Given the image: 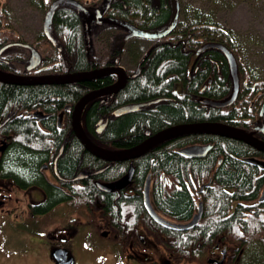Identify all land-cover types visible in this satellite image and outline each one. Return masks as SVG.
<instances>
[{
  "label": "trees",
  "instance_id": "16d2710c",
  "mask_svg": "<svg viewBox=\"0 0 264 264\" xmlns=\"http://www.w3.org/2000/svg\"><path fill=\"white\" fill-rule=\"evenodd\" d=\"M51 1L42 0L40 7L46 10ZM78 1L89 10H94L101 6L102 0ZM6 5V0H0V13H8ZM161 5L162 0H110L103 16L124 19L138 27L142 25L148 30H155L162 28L169 21L170 14ZM203 22L201 27L172 31L152 43L149 51L143 56L140 74L126 83L119 98L120 101H158L150 103L148 110L129 112L109 121L101 131L102 141L99 142L102 145L115 148L121 144L139 142L143 128L155 132L170 124L181 122L218 121L247 130L260 120L258 109L264 100V79H257L249 73L250 70L243 64L238 45L229 29L217 22H209L208 19ZM100 26L107 36L111 34L114 42L116 38L121 37V30L116 29L114 25L102 23ZM50 32L54 41L43 34L34 45L42 56L41 72L89 70L97 66L103 58L106 59L111 52L107 39H101L99 34L92 33L90 36L88 24L79 10L71 4L58 5L52 17ZM206 42L221 43L235 56L240 85L235 100L228 108L209 104L201 106L202 98L226 100L233 91V80L224 52L213 46L195 53V49ZM97 43H100L101 48H105L101 49ZM190 56L195 57L193 65H189ZM94 82L86 84L93 86L96 83ZM79 84L82 82L49 85L0 83V114L13 103L27 106L34 103L43 106H51L53 103L58 105L74 95L78 96L81 91V87L77 86ZM251 84H254V88L248 86ZM100 111L92 107L86 116L92 132ZM106 118L113 119L110 111ZM11 125L18 134L26 137L11 146L13 150L8 161L6 160V166L13 170L18 168L29 176H36L37 163L47 153V137L29 128L25 121L15 120ZM201 139L210 141L212 148L207 157L194 160L193 171L202 172L204 167L215 164L218 156H221L222 160L214 173L219 190H212L205 196V208L198 224L181 233L164 228L148 216L142 200H137L138 198L102 200L106 214L104 222L109 229L119 233L120 241L130 237L135 243L137 231L146 230L157 242L162 243L167 251L172 252L175 259L189 257L191 248H197L195 253L206 248L216 241L215 234L224 233L223 238L235 245L228 256L229 264H237L242 253L249 248L262 250L258 255L254 251L253 258L255 264H264V200L258 199L264 188V168L241 160L240 157L264 158L263 151L239 139L223 135L201 133L178 136L156 144L147 151L149 153L143 154L144 156L136 161V175L141 177L147 168L155 173L158 167H163L178 179L187 177V166L190 163L172 152V149ZM58 142L59 140L55 144L56 148ZM81 148L83 147L75 144L65 147L64 155L60 159V170L63 173L71 174L75 170L82 153ZM84 152L85 158L94 157L85 149ZM148 154H152L151 158ZM202 160L205 162L199 166L198 162ZM84 187V196L97 194L96 187L90 184ZM164 188L155 189L157 203L173 215L187 214L192 203L185 186L182 184L181 189L174 187L169 191ZM99 193L106 198L115 197V194L105 191ZM237 198L242 200H235ZM210 199L213 200L211 205ZM227 212L229 216H226ZM124 231L130 232V235L125 237Z\"/></svg>",
  "mask_w": 264,
  "mask_h": 264
},
{
  "label": "flooded vegetation",
  "instance_id": "af4514ba",
  "mask_svg": "<svg viewBox=\"0 0 264 264\" xmlns=\"http://www.w3.org/2000/svg\"><path fill=\"white\" fill-rule=\"evenodd\" d=\"M161 6H163V8L166 9L170 14V19L171 0H162ZM8 19H10L9 10L8 13H0V70L23 75H43L73 72H41L42 67L40 66V64L42 61V57L40 59V62L36 66L28 68V59L30 57V48L29 46H27L28 43H25L22 35L17 31V27L14 26ZM102 23L107 24V22H99L95 19L90 22H86V24H88V27L90 28V36L92 35V33L95 35L99 34L101 39L103 37L107 39V42L111 45V47L108 48L110 49L109 52H111L109 56L106 57V59L103 58L98 62L97 66L89 70L106 67V69L109 71L106 70L104 73L88 80L73 81L77 83L82 82V84L77 85L81 87V91L78 93V96L74 95L72 98L64 100L58 105L57 103H53L51 104V106H43L40 103H34L27 106L24 104L13 103L8 106L2 114H0V214L4 216L5 214H9V217L13 218L12 221L15 218V223H17V230H24L26 231V233L27 231L35 232L37 229H23L20 226H26L31 221L37 222L38 219H43L49 215H52L54 219L51 225L45 227L46 234L44 239V246L47 251L48 260L52 264H79L75 249H84L86 237L92 238L94 240V245H96L95 239L93 237L95 232H98L101 237L107 239V241L104 243L109 246L103 247L102 250L106 251L108 254H113L114 252L119 253L116 255L113 254L110 258H114L115 263L119 262V264H134L135 261H138L136 264H170L164 258H162L159 262H157L156 260L153 262L149 261L150 258L148 257V252H155L156 249L159 250L160 243L157 242V240L151 235V233L147 232L144 229L137 231V241H135V243L130 237L125 238L126 236L130 235V232L127 231H124L125 237L122 235L125 239L120 241L118 239L119 233L109 229L107 227V224L104 222V215L106 214L104 213V203L102 200H136V198H138L137 200H142V204L148 216L153 219L146 207L147 204L145 205L146 201L144 197V185L146 180H148L149 200H147V203H150L151 207L155 208L159 216L179 226V224H186L198 215V219L194 221L189 227L174 228L172 226L162 225L153 219L160 226L178 230L181 233L198 224L199 220L203 216L205 208V196L210 194L212 190H219V185L215 181L214 173L222 158L221 156H218L215 164L204 167V170L202 172L193 171L192 163H194V160L207 157L209 151L212 148V143L210 141H207L206 139L196 140L193 142L184 143L182 146L172 149V152L177 153L180 157L190 163L187 166V177L178 179L173 173L164 169L163 167H158L155 173L150 168H147L144 171L143 175L139 177L136 175V161L139 158L143 157V154L149 153L147 151L154 147L156 144L137 156H127L126 158L118 160H108L104 157L94 155L84 147L81 140L72 129L73 118L77 116L76 104L79 102L80 98L89 91H98L104 88L106 89L107 87L117 83L122 79H124L125 82L117 90H104L99 95L94 96L93 98L88 100L82 105L81 108L78 109L79 121L90 141L103 150H124L129 149L136 144H139L140 142L144 141L149 135L161 130L159 129L155 132H151L147 128H143L144 131L142 137H140L141 139L139 140V142L137 141L132 144L128 143V145L121 144L115 148L104 146L99 142L102 141V138L100 136L101 131L106 128V125L109 121L115 120L121 115L129 112L148 110L149 104L155 102L151 100L135 101L133 99H123L120 101L119 95L126 83L140 74L141 63L144 60L143 56L149 51L150 46L157 39L153 38L152 42L150 44L148 43L149 46L145 45L144 49L138 53V51H136V46L134 43L135 40L139 38H146L147 40L149 37L130 34V31L112 24L116 29L121 30V37L116 38V42H114L112 40L111 34H108L107 36V33L103 32V30L100 29V25H102ZM167 23L168 22H166L163 27H165ZM176 23L174 25V28L162 37L168 35L172 31H176ZM202 24H204L203 21L194 19L190 22H187V24L183 25L179 29L185 30L194 27H201ZM136 27L139 29H146L142 25ZM43 34H45V32L42 22L41 33L37 34L35 36L36 38L34 37L35 39L33 38L30 45H36L37 38ZM204 44L205 43L195 49V53H199L200 51L207 48L205 47L201 49ZM225 57L229 64L226 55ZM194 58L195 57L193 56L189 57V65H193ZM87 82H94V85L96 86H89L88 84H86ZM0 83L4 82L0 81ZM239 85L240 82L238 77L237 93ZM248 86L254 88V84ZM237 93L234 99L229 104L219 106L218 108H228L235 100ZM212 100L213 99L202 98L201 106L204 107L208 104L214 106L212 103L208 102ZM147 101L149 103L144 104V102ZM128 104H137L139 108L134 111L121 113L119 115L112 114L114 110ZM263 104L264 100L262 101L258 109L260 120H258L256 124L247 129V131H252L254 136L262 140H264V121H262L264 119ZM92 107H95L97 110H101L100 116L94 122L93 132L90 131L88 127V118L86 117ZM109 111L110 116L113 117V119L106 118V114L109 113ZM15 120H22L27 122L29 128H31L32 130H36L41 136L47 137V153L46 156L39 160V162L37 163L36 176H29L27 172H21L18 168H15V170H13V168L6 166V162L8 161L7 159L13 150L11 149V146L20 143L21 140H24V137H26L21 136L13 129L11 123ZM171 125L175 124H170L167 127ZM146 131H149V135L146 134ZM201 133L203 132L185 133L181 135H175L174 137ZM174 137H170V139ZM57 140H59V142L56 148L55 144ZM70 144L82 146L83 148H81L82 153L77 163V167L71 174H66L60 170V159L64 155L65 147ZM192 145H207L209 149L182 150ZM84 149L94 157L85 158L86 154L84 152ZM15 153L17 155V151ZM15 153L13 154V157L16 156ZM151 155L148 154V157L151 158ZM240 157L241 160L244 161L250 157L264 160V158L257 156ZM204 162V160L199 161V166H202ZM17 170H19L20 172ZM86 184H90L91 186L96 187V189H98L97 194L88 197L84 196V185ZM182 184L188 191L192 204L190 211L187 214L176 216L166 211L165 208L161 207L157 203L155 189H165L164 187L167 188V191L172 190V188L174 187L177 189H181ZM102 185L110 187L103 188ZM37 187H39L40 189H38ZM100 191L115 194V197L106 198L99 193ZM262 192L260 194V197L258 198L259 200H264V193ZM150 200H152V203ZM235 200L242 199L237 198ZM14 207H17L16 215L15 213L13 215L11 214ZM6 211H8V213ZM226 216H229V212H227ZM14 229H16V227H14ZM219 235L222 238L218 236V239L216 238V241L213 244H210L209 247L210 252L218 253V260H216V263L224 264L227 254H229L232 246L235 245H231L227 240L223 238L224 233H220ZM36 238L39 240L40 236H36ZM208 259L206 258V261ZM220 259L223 260L220 262ZM148 261L150 263H148Z\"/></svg>",
  "mask_w": 264,
  "mask_h": 264
},
{
  "label": "rangeland",
  "instance_id": "374dc122",
  "mask_svg": "<svg viewBox=\"0 0 264 264\" xmlns=\"http://www.w3.org/2000/svg\"><path fill=\"white\" fill-rule=\"evenodd\" d=\"M178 1V21L175 26L177 30H180L179 28L194 19L198 21L208 19L209 22H217L232 33L243 59V64L250 70L249 73L257 79H264V0ZM6 3L10 17L8 20L17 27V31L22 35L25 43L30 45L33 38L41 33L45 12L40 7L42 0H6ZM152 39L151 37L147 40L146 38L135 40L136 51L139 53L145 45L149 46ZM97 45L100 47V43H97ZM35 49L39 52L37 47ZM39 55L41 59L40 52ZM212 203L213 200L210 199L209 205ZM6 212L8 213V211ZM14 213L16 215L17 207H14L13 212H11L12 215ZM12 219L9 214H5V216L0 214V264H52L48 260L44 239L45 227L51 225L54 219L53 216L49 215L43 219H38L37 222L31 221L26 226H20L23 229H37L35 232L27 231V233L24 230H17L15 218L13 221ZM36 236H40L39 240ZM215 236H217V239L218 236L221 237L219 234H215ZM93 237L96 245H94L92 238L86 237L84 249H75L79 264H119V262H114V258L110 259L113 254H119L118 252L108 254L102 250L103 247L109 246L104 243L107 239L101 237L98 232H95ZM160 245L159 250L156 249L155 252L147 253L150 262L155 260L159 262L164 258L170 264H218L216 263L218 253L210 252L209 246L198 250L196 253L194 251L197 248H191L189 250L194 254L189 253V257L184 259H175L172 252L167 251L162 243ZM254 251L258 255L262 250L260 248L256 250L254 248L246 249L237 264H255ZM228 256L229 254H227L224 264H229ZM206 258L209 259L206 261ZM222 260L220 259V262ZM149 261L148 263H150ZM137 262L135 261L134 264Z\"/></svg>",
  "mask_w": 264,
  "mask_h": 264
},
{
  "label": "water",
  "instance_id": "95a60500",
  "mask_svg": "<svg viewBox=\"0 0 264 264\" xmlns=\"http://www.w3.org/2000/svg\"><path fill=\"white\" fill-rule=\"evenodd\" d=\"M109 2L110 0H102L101 6L91 11L87 7L79 3L77 0H53L50 3L48 9L44 13V19H43L44 32L49 39L54 41V38L50 32L52 16H53V13L56 7L63 3L71 4L72 6L76 7L79 10V12L82 14L85 22H90L94 19L99 22L104 21L107 23L115 24L125 30H128L131 32L130 34L140 35L144 37H152V38L161 37L162 35H165L167 32H169L174 27L177 21V17H178L179 1L171 0V18L166 27L160 30H153V31H150L147 29H139L124 19L104 17L103 13L108 8ZM27 46H29L30 48V57L28 59L29 64L27 65V67L28 68L34 67L40 62V55H39V52L34 47H32L29 44H27ZM207 46L208 47L209 46L218 47L220 50H222L225 53L229 61L231 75H232L233 82H234L233 93L229 99L225 101L212 100L208 102L212 103L214 106H217V107L227 105L234 99L237 93V88H238V77L236 73L235 58L233 54L221 43H207L203 47H207ZM106 70H107L106 67L104 68L101 67V68H95L92 70H81V71L56 73V74H43V75L14 74V73L5 72V71L0 70V81L4 83H13V84H20V85H30V84H38V83H46V84L68 83V82H73V81L88 80L90 78L96 77L104 73ZM124 82L125 80L122 79L118 81L117 83L112 84L111 86L107 87L106 89L104 88L98 91L97 90L89 91L88 93L84 94L80 98L79 102L76 104L77 116L73 118L72 129L77 134V136L81 140L84 147L90 153L97 155V156L104 157L108 160H118V159L126 158L127 156L134 157L148 150L153 145L160 143L170 137H174L175 135H179V134L181 135L185 133H197V132L212 133L215 135H223V136L239 139L264 152V140L254 136L252 131H247V130H244L243 128L235 127L230 124H226V123L218 122V121H199V122L178 123L175 125H171L169 127H165L151 135H149V131H146V134H148L149 136L144 141L132 146L129 149L103 150L99 148L98 146H96L94 143H92L90 139L88 138V136L86 135V133L84 132L81 126V123L79 121V118H78V111H79L78 109L81 108L82 105L86 103L88 100H90L94 96L99 95L104 90H108V91L117 90L119 87H121V85L124 84ZM157 100L158 99H154L151 101H157ZM147 103L149 102L148 101L144 102V104H147ZM263 107H264V104H263ZM138 108L139 107L137 104H128L119 109L114 110L112 114L119 115L121 113L137 110ZM195 149L196 150H207L209 149V147L207 145H192L182 150L184 151V150H195ZM245 161L254 163L258 165L259 167H264V160L250 157V158H247ZM102 186L103 188L110 187V186H104V185ZM262 191H263L262 193H264V188ZM144 197L146 201L145 205L147 204L146 207L150 215L153 217L155 221H157L158 223L162 225L172 226L174 228L189 227L192 225L191 223H193L194 221L198 219V215H197V217L193 218L191 221L187 222L186 224H179L178 226L176 224L171 223L167 219L159 216L155 208H152L151 204L147 203V200H149L148 180H146L145 185H144ZM150 201L152 203V200Z\"/></svg>",
  "mask_w": 264,
  "mask_h": 264
},
{
  "label": "bare ground",
  "instance_id": "6f19581e",
  "mask_svg": "<svg viewBox=\"0 0 264 264\" xmlns=\"http://www.w3.org/2000/svg\"><path fill=\"white\" fill-rule=\"evenodd\" d=\"M52 1H53V0H52ZM52 1H51V2H52ZM51 2H50V3H51ZM49 5H50V4H49ZM48 7H49V6H48ZM56 8H57V7H56ZM185 13H186V12H185ZM53 14H54V13H53ZM52 17H53V16H52ZM170 18H171V17H170ZM169 20H170V19H169ZM168 22H169V21H168ZM129 23H130V22H129ZM167 24H168V23H167ZM167 24H166V26H167ZM166 26H165V27H166ZM213 27H214V26H213ZM163 28H164V27H162V28H160V29H163ZM173 28H174V27H173ZM173 28H172V29H173ZM160 29H155V30H160ZM147 30H148V29H147ZM150 31H153V30H150ZM170 31H171V30H170ZM170 31H169V32H170ZM167 33H168V32H167ZM162 36H163V35H162ZM162 36H161V37H162ZM161 37H156V38H161ZM149 38H151V37H149ZM165 39H166V38H165ZM206 44H207V43H206ZM204 45H205V44H204ZM204 45H203V46H204ZM203 46L201 47V49L205 48V47H203ZM207 47H208V46H207ZM191 51H192V50H191ZM145 53H146V52H145ZM191 53H192V52H191ZM144 56H145V55H144ZM142 58H143V57H142ZM229 68H230V66H229ZM230 72H231V70H230ZM236 73H237V72H236ZM231 76H232V75H231ZM237 77H238V74H237ZM38 84H44V83H38ZM233 88H234V82H233ZM256 94H257V93H256ZM201 98H202V97H201ZM244 98H245V97H244ZM252 100H253V99H252ZM252 100H251V101H252ZM14 109H15V108H14ZM232 126H234V125H232ZM235 127H237V126H235ZM223 224H224V223H223Z\"/></svg>",
  "mask_w": 264,
  "mask_h": 264
}]
</instances>
